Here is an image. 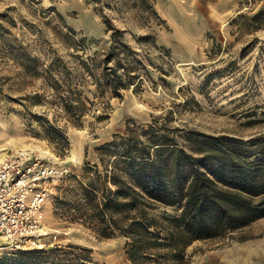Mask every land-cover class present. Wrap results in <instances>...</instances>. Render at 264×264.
<instances>
[{
    "label": "rangeland",
    "instance_id": "obj_1",
    "mask_svg": "<svg viewBox=\"0 0 264 264\" xmlns=\"http://www.w3.org/2000/svg\"><path fill=\"white\" fill-rule=\"evenodd\" d=\"M100 14L122 30L153 83L144 79L119 98L104 94L98 99L91 97L92 85L84 83L82 92L91 103H85L87 112L75 126L64 119L43 77L30 71L33 63L38 70L53 56L70 66L77 54L102 51L108 33ZM22 61L30 70L21 71ZM166 110L165 124L180 132L229 134L246 147L264 141V0H0V156L25 152L56 170L40 234L33 243L17 246L0 237V255L70 241L89 247L96 264H132L121 236L98 237L67 221L54 209L55 196L67 174L96 162L95 147L125 135L126 125H145L152 116L161 121ZM98 111L106 117L94 120L92 113ZM31 113L62 132L63 154L54 152ZM241 233L243 240L194 242L185 264H264V217Z\"/></svg>",
    "mask_w": 264,
    "mask_h": 264
},
{
    "label": "trees",
    "instance_id": "obj_2",
    "mask_svg": "<svg viewBox=\"0 0 264 264\" xmlns=\"http://www.w3.org/2000/svg\"><path fill=\"white\" fill-rule=\"evenodd\" d=\"M100 16L108 33L102 51L77 54L70 66L53 56L38 70L33 63L30 71L43 77L64 119L75 126L87 112L85 103H91L82 92L84 83L92 85L95 99L104 94L119 98L122 90H135L144 79L153 83L122 30ZM19 55L25 58L26 53L20 49ZM26 61L21 71L30 70ZM168 113L158 122L152 116L145 125H126L125 135L95 147L96 162H84L78 174H67L55 196L54 209L67 221L98 237L121 236L132 264H185L194 242L243 240L241 230L264 217V141L250 143L251 138L246 147L229 134L194 128L180 132L165 124ZM92 116L106 117L100 111ZM30 118L39 122L54 152L63 154L67 140L62 132L41 115L31 113ZM0 264L96 263L89 247L67 241L17 248L1 254Z\"/></svg>",
    "mask_w": 264,
    "mask_h": 264
},
{
    "label": "built area",
    "instance_id": "obj_3",
    "mask_svg": "<svg viewBox=\"0 0 264 264\" xmlns=\"http://www.w3.org/2000/svg\"><path fill=\"white\" fill-rule=\"evenodd\" d=\"M53 166L25 152L0 156V237L14 246L41 232Z\"/></svg>",
    "mask_w": 264,
    "mask_h": 264
},
{
    "label": "bare ground",
    "instance_id": "obj_4",
    "mask_svg": "<svg viewBox=\"0 0 264 264\" xmlns=\"http://www.w3.org/2000/svg\"><path fill=\"white\" fill-rule=\"evenodd\" d=\"M175 32H177V33H178V32H180V30H179V28H178V27L175 29Z\"/></svg>",
    "mask_w": 264,
    "mask_h": 264
}]
</instances>
